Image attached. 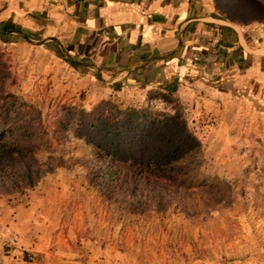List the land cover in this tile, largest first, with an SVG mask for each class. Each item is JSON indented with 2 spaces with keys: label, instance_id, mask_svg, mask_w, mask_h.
Segmentation results:
<instances>
[{
  "label": "rangeland",
  "instance_id": "374dc122",
  "mask_svg": "<svg viewBox=\"0 0 264 264\" xmlns=\"http://www.w3.org/2000/svg\"><path fill=\"white\" fill-rule=\"evenodd\" d=\"M26 1L0 0V29L14 9L26 18L0 38V98L14 97L0 104L53 138L36 153L48 170L36 186L0 193V264H264V61L227 103L140 100L41 42L46 11ZM221 8L244 24L264 19V0ZM128 158L182 169L126 179Z\"/></svg>",
  "mask_w": 264,
  "mask_h": 264
},
{
  "label": "crops",
  "instance_id": "0c3cea01",
  "mask_svg": "<svg viewBox=\"0 0 264 264\" xmlns=\"http://www.w3.org/2000/svg\"><path fill=\"white\" fill-rule=\"evenodd\" d=\"M226 3L236 0L28 2L32 10L46 11L37 38L84 78L140 100L173 97L204 105L217 99L227 103L230 86L264 61V19L244 24L223 12ZM21 13L14 9L13 16H4L2 28L17 29L10 35L25 28ZM27 21L36 27L30 32L38 31L36 17Z\"/></svg>",
  "mask_w": 264,
  "mask_h": 264
},
{
  "label": "trees",
  "instance_id": "16d2710c",
  "mask_svg": "<svg viewBox=\"0 0 264 264\" xmlns=\"http://www.w3.org/2000/svg\"><path fill=\"white\" fill-rule=\"evenodd\" d=\"M13 31H17L16 27L13 24H6L0 29V38ZM8 98L14 99L11 95H5L0 99L5 101ZM12 104L15 105V102ZM10 105L0 104V193L23 194L36 186L48 172L46 165L39 161L36 153L39 147L50 146L49 141L53 137L44 130L33 128L32 121L26 120L23 112L11 109ZM100 153L103 154L102 151ZM127 160L128 162L119 161L122 164L120 177L126 179H134V174H139L147 181L162 177L174 180L182 169L179 166V159L165 163L150 159L145 165H138L131 158Z\"/></svg>",
  "mask_w": 264,
  "mask_h": 264
}]
</instances>
